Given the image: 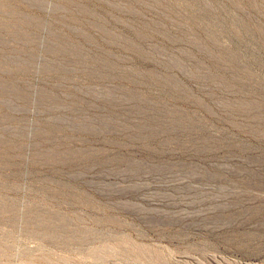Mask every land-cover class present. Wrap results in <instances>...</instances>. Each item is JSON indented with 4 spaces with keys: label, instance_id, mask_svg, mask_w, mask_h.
Listing matches in <instances>:
<instances>
[{
    "label": "rangeland",
    "instance_id": "374dc122",
    "mask_svg": "<svg viewBox=\"0 0 264 264\" xmlns=\"http://www.w3.org/2000/svg\"><path fill=\"white\" fill-rule=\"evenodd\" d=\"M0 264H264V0H0Z\"/></svg>",
    "mask_w": 264,
    "mask_h": 264
}]
</instances>
